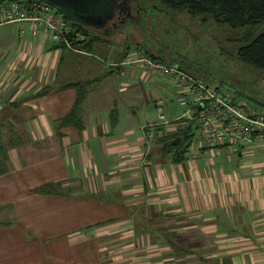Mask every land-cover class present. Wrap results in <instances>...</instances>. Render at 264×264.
Returning <instances> with one entry per match:
<instances>
[{
    "label": "crops",
    "instance_id": "1",
    "mask_svg": "<svg viewBox=\"0 0 264 264\" xmlns=\"http://www.w3.org/2000/svg\"><path fill=\"white\" fill-rule=\"evenodd\" d=\"M133 26L89 30L96 38L80 48L113 63L97 72L88 54L42 30L0 25V121L28 137L9 148L0 174V264H264V144L192 142L183 159L162 158L147 134L169 135L191 118L186 107L174 113L178 88L118 63L141 44L108 37L105 46L96 35L127 36ZM78 84L87 89L83 127L60 126ZM47 184L60 191L36 190ZM167 233L196 245L173 250Z\"/></svg>",
    "mask_w": 264,
    "mask_h": 264
},
{
    "label": "built area",
    "instance_id": "2",
    "mask_svg": "<svg viewBox=\"0 0 264 264\" xmlns=\"http://www.w3.org/2000/svg\"><path fill=\"white\" fill-rule=\"evenodd\" d=\"M8 23H17L20 33L28 29L34 35L42 30L56 44L74 52H83L76 43L87 39L57 7L44 0H0V25ZM118 63L137 65L176 85L179 104L187 106L194 117L190 145L238 150L252 143L264 144V111L251 110L234 95L178 70L174 63L153 59L143 47H136ZM156 109L163 119L161 106ZM154 128L147 134L150 140L162 134Z\"/></svg>",
    "mask_w": 264,
    "mask_h": 264
},
{
    "label": "rangeland",
    "instance_id": "3",
    "mask_svg": "<svg viewBox=\"0 0 264 264\" xmlns=\"http://www.w3.org/2000/svg\"><path fill=\"white\" fill-rule=\"evenodd\" d=\"M148 2L155 7L154 12H151L153 15L142 17V21L134 24L129 33L124 32L127 36L117 34L105 36L99 32H96V35L104 40L105 46L108 45L105 38L115 37V41H118L128 37L129 43L141 44L136 46L137 48L144 47L157 55L161 54L170 63L180 62L189 72L206 83L216 85L234 95L236 101L245 104L251 110L264 111V72L241 62L237 54L241 45L239 38L249 29L255 34L258 33L261 25H252L249 28L232 27L213 20L209 14L191 15L186 11L171 10L156 0ZM144 43H147V46ZM66 53L64 51L63 55ZM94 53L89 54L84 50L79 52L83 57L84 54L90 56L87 59L97 72L104 66L113 64L107 61L109 59L103 50L97 49ZM156 80L162 81L159 78ZM173 107L174 113L185 107L187 109V106L178 102ZM164 112L167 114L166 110ZM155 117L156 112L152 110L150 120Z\"/></svg>",
    "mask_w": 264,
    "mask_h": 264
},
{
    "label": "trees",
    "instance_id": "4",
    "mask_svg": "<svg viewBox=\"0 0 264 264\" xmlns=\"http://www.w3.org/2000/svg\"><path fill=\"white\" fill-rule=\"evenodd\" d=\"M165 7L174 11H186L191 15L209 14L213 20L224 22L232 27H250L252 25H261V30L255 34L251 29L245 33L240 39L241 45L238 47V57L241 62L250 64L264 72V0H156ZM59 10V9H58ZM60 11V10H59ZM66 18V17H65ZM73 27H78L79 31L83 32L87 39L76 43L80 48L87 42L95 40L96 36L92 35L88 30L79 27L78 24L72 23ZM63 47V46H61ZM81 49V48H80ZM153 59L167 62L161 54L154 55L148 53ZM182 65V64H181ZM112 72V71H108ZM98 79H94L95 82ZM91 82V81H90ZM76 97L72 107L66 115L58 121V125H72L77 129L83 127L81 119V107L83 100L87 95L86 84L76 85ZM52 89L51 86H45L40 91L32 96H39L46 94ZM20 101L11 103L12 107H16ZM114 114V111L111 112ZM180 136L181 140L176 145H171L170 141ZM192 125H189V120L185 122L184 127L177 129V131L167 135L161 134L155 139L159 145L162 158L171 155L174 160H181L184 153L190 146L192 137ZM27 136L24 132L15 131L12 126L8 125L6 121H0V174L4 173L8 166V150L20 143L27 141ZM38 192H57L60 191L58 185L47 184L36 188ZM167 240L173 250L187 252L191 246L196 245L194 240H189L184 236L178 234L167 233ZM189 240V241H188ZM185 242H188L186 244ZM187 246V247H186Z\"/></svg>",
    "mask_w": 264,
    "mask_h": 264
},
{
    "label": "flooded vegetation",
    "instance_id": "5",
    "mask_svg": "<svg viewBox=\"0 0 264 264\" xmlns=\"http://www.w3.org/2000/svg\"><path fill=\"white\" fill-rule=\"evenodd\" d=\"M84 1L86 3L83 6H81L80 5L81 1L79 0V7L80 9H84L87 14L92 12L97 14L104 11L105 9L108 10L109 13L103 15L105 20L101 25L98 26L95 23L84 24V23H78L76 21H72V23L78 24L79 27H83L88 31L96 30L102 33H109V31L116 29L119 26H123L127 24L134 25L137 22H140L142 17L144 18V16L146 15L149 16L153 15L151 12H154L155 9L153 4L149 3L148 0H84ZM105 3L108 4L107 7H105L106 6ZM104 7L105 9L101 10ZM57 8L63 14V11L59 7ZM66 9L70 10L68 6H66ZM108 14H111V16L109 17Z\"/></svg>",
    "mask_w": 264,
    "mask_h": 264
},
{
    "label": "water",
    "instance_id": "6",
    "mask_svg": "<svg viewBox=\"0 0 264 264\" xmlns=\"http://www.w3.org/2000/svg\"><path fill=\"white\" fill-rule=\"evenodd\" d=\"M44 1L54 5L55 7H59L63 11L64 16L71 22L76 21L78 23H84V24L95 23L98 26L101 25L105 20L103 15L109 13V11L105 9V7L108 6L107 3H105L106 6L101 9V10L105 9L104 11L97 14H95L94 12L87 14L84 9H80L79 0H44ZM80 1H81L80 2L81 6H83L86 3L84 0H80ZM66 6H68L71 11L67 10ZM108 16L110 17L111 14H108ZM175 67L184 73L190 74L184 67H182L178 63L175 64ZM193 122H194V117H191L189 119V125L191 126ZM180 140L181 137L176 136L170 141V144L176 145Z\"/></svg>",
    "mask_w": 264,
    "mask_h": 264
}]
</instances>
